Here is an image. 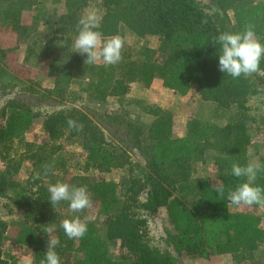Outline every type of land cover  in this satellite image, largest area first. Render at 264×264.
<instances>
[{"label":"trees","instance_id":"obj_1","mask_svg":"<svg viewBox=\"0 0 264 264\" xmlns=\"http://www.w3.org/2000/svg\"><path fill=\"white\" fill-rule=\"evenodd\" d=\"M88 1L0 0V34H11L22 44L42 25L49 33L44 47L58 35L64 37L62 57L52 65V81L45 90L58 106L42 114L10 99L0 106V199L20 211L17 222L0 219V264H10L3 257L7 242L25 248L29 258L27 263L13 264H40L47 248L45 229L52 225L60 240L55 251L61 264H177L169 252L148 244L146 217L159 211L170 227L165 242L177 255L193 259L228 255L234 264H255L264 229L252 210L261 206L230 212L226 197L246 182L232 175L231 166L247 164L251 147L247 121L253 120L247 116V104L261 92L258 86H264V72L237 79L223 74L218 70L220 45L211 41L221 33L243 32L247 26L264 35V2L100 0L102 19L96 30L104 37L115 35L120 25L136 37L158 39L156 49H140L139 59L122 54L121 63L108 66L84 64L86 57L73 47ZM5 55L0 48V57ZM260 68L264 69V59ZM153 82L178 96L190 93L194 85L199 101L217 110L233 107V118L223 124L191 118L184 135L175 136L170 112L126 97L130 84L147 89ZM72 84L87 101L105 104L111 99L116 111L91 114L70 105L77 99ZM68 119L83 125V130H69ZM14 143L21 145V151L11 156ZM205 149L215 153L212 171L193 179L191 165L203 161ZM131 152L142 163L132 160ZM79 154L78 172L72 173L69 168ZM257 162L264 165V157ZM24 166L25 178L14 183ZM116 170L121 172L117 182L103 178ZM36 173L39 179H34ZM57 182L86 186L90 206L73 213L67 202L51 205L47 189ZM221 182L225 197L214 190ZM254 186L264 188V171L257 174ZM90 207L103 216L102 237L87 219ZM75 217L87 225V232L83 238L68 239L60 223ZM110 243L119 245L122 255L116 259L108 255Z\"/></svg>","mask_w":264,"mask_h":264},{"label":"rangeland","instance_id":"obj_2","mask_svg":"<svg viewBox=\"0 0 264 264\" xmlns=\"http://www.w3.org/2000/svg\"><path fill=\"white\" fill-rule=\"evenodd\" d=\"M43 1V0H39ZM264 2V0H260ZM45 5L49 6L46 1ZM88 13H95L102 15V8L100 0H89L87 5L82 9V17ZM27 20V18H25ZM37 34H33L26 42L18 43L11 34H0V48L6 50L5 57H0V106L8 99L18 101L30 108L34 113H44V111L53 109L58 106L57 101L47 97L45 90L50 88L51 76L50 70L52 65L62 57L63 38L61 35L52 42L48 47H44V43L49 40V33L42 25L37 26ZM115 35H120L124 40V47L122 54L131 60L139 59V51L142 47L150 50L156 49L158 46V39L152 36H145L142 38L136 37L129 33L127 29L118 25ZM257 38L262 43L264 35L256 33ZM125 61V60H124ZM122 62V59L119 63ZM95 64H103L96 62ZM118 64V63H117ZM255 84L257 81L252 79ZM77 85L72 84L70 90L73 91L77 99L70 105L81 108L82 110L91 114L98 113H112L116 111L114 103L111 99L105 104H96L87 101L82 94H77ZM76 88V89H75ZM259 92L254 99L248 101L247 116H252L253 120L248 118L247 131L250 136L249 153L247 155V164L257 162L259 157H264V86H258ZM194 91V85L191 86V92L185 96H178L171 91L162 88L159 83H154L150 88H143L139 84H130L126 92V97L131 101H138L143 104L160 105L172 115V132L175 136H183L186 130V123L189 119H196L197 121H209L216 124H223L231 120L234 115V108L229 110H217L215 105L199 101ZM65 105L69 103L63 102ZM136 111V107H131ZM120 113V111H118ZM94 115V119H95ZM145 122L149 120L148 117L142 116ZM97 121V120H95ZM38 125H35L34 132H38ZM109 135V134H107ZM110 136V135H109ZM77 152L76 147L69 148ZM11 156L18 154L21 151V145L14 143ZM132 160L142 163L135 152H131ZM215 153L212 150L203 152V161L194 162L191 165V177L199 179L207 177L212 171V160ZM80 164V154L76 156L74 163L69 168L72 173L78 172ZM26 167L19 172L15 177V182H19L25 178ZM80 173V172H79ZM121 172L116 170L103 178L117 182L120 179ZM59 179V177H57ZM229 211H244L247 210L245 206H236L229 204ZM252 212L259 217V225L264 229V208L259 207ZM0 219L13 223L20 219V211L11 206L10 201L0 199ZM87 219L98 229V234L102 237L104 231L101 221L103 216L97 213L96 208L90 207ZM146 238L148 244L160 250L169 252L176 258L177 264H234L228 255L210 256L203 258H187L177 255L172 247L165 242V231L170 227L165 218L164 212L159 211L153 217H146ZM5 254L3 257L7 259L10 264L16 261L24 263L29 262L26 255L25 248L19 247L15 244L5 243L2 247ZM118 254L122 255L117 243H110L108 246V255L112 259L118 258ZM255 264H264V244L255 252Z\"/></svg>","mask_w":264,"mask_h":264},{"label":"clouds","instance_id":"obj_3","mask_svg":"<svg viewBox=\"0 0 264 264\" xmlns=\"http://www.w3.org/2000/svg\"><path fill=\"white\" fill-rule=\"evenodd\" d=\"M101 17L95 13H88L81 17L77 24V35L73 41L75 53L85 56L84 64L102 62L104 65H115L122 59L124 40L120 35L104 37L100 31ZM211 43L220 45L221 53L218 55V70L226 73L233 79L241 76H251L254 73L264 72L260 68V62L264 59V44L256 36L251 26H247L243 32L221 33L213 37ZM69 130H83V125H77L76 121H66ZM264 171V165L259 162L248 163L244 166L233 163L231 173L236 178L244 177L246 182L239 184L234 190L227 192V200L236 206L259 205L264 207V188L254 186L257 174ZM36 173L34 179H39ZM219 197H225V188L221 182L214 188ZM51 205L67 202L68 208L73 213H79L88 208L91 199L86 186H70L67 183L57 182L50 184L47 189ZM60 228L68 239H80L87 232V225L81 222L79 217L61 221ZM48 234L47 248L44 259L40 264H61L60 257L55 251L60 244L58 237L54 235L55 225L45 229Z\"/></svg>","mask_w":264,"mask_h":264},{"label":"crops","instance_id":"obj_4","mask_svg":"<svg viewBox=\"0 0 264 264\" xmlns=\"http://www.w3.org/2000/svg\"><path fill=\"white\" fill-rule=\"evenodd\" d=\"M154 83V82H153ZM154 85V84H153ZM150 88V87H149ZM158 106H160V105H158ZM160 107H162V106H160ZM230 212H234V211H230Z\"/></svg>","mask_w":264,"mask_h":264}]
</instances>
